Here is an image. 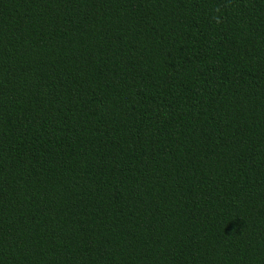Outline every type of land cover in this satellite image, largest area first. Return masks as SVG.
I'll return each mask as SVG.
<instances>
[{
  "label": "trees",
  "instance_id": "1",
  "mask_svg": "<svg viewBox=\"0 0 264 264\" xmlns=\"http://www.w3.org/2000/svg\"><path fill=\"white\" fill-rule=\"evenodd\" d=\"M0 264H264V0H0Z\"/></svg>",
  "mask_w": 264,
  "mask_h": 264
}]
</instances>
